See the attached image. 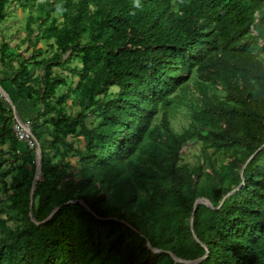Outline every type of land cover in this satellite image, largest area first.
Returning a JSON list of instances; mask_svg holds the SVG:
<instances>
[{
  "label": "trees",
  "instance_id": "obj_1",
  "mask_svg": "<svg viewBox=\"0 0 264 264\" xmlns=\"http://www.w3.org/2000/svg\"><path fill=\"white\" fill-rule=\"evenodd\" d=\"M12 6L0 86L36 147L0 93V264H264V0H0V28ZM195 71L225 95L174 134Z\"/></svg>",
  "mask_w": 264,
  "mask_h": 264
},
{
  "label": "rangeland",
  "instance_id": "obj_2",
  "mask_svg": "<svg viewBox=\"0 0 264 264\" xmlns=\"http://www.w3.org/2000/svg\"><path fill=\"white\" fill-rule=\"evenodd\" d=\"M11 8L12 9L10 10V13L13 11L12 15L8 17L5 27L0 28L1 33L4 34V38L0 36V43L5 40L10 45H13V43H15L19 36H21L18 31L20 27L19 21L22 18V12L20 11V9H16V7L14 8V6H12ZM175 9L178 10V7L176 6ZM255 55H257L264 61V51H258L257 53H255ZM14 65H16V63H14ZM73 80L74 82L77 81L76 78H73ZM196 80L199 82L202 81L199 78V72L197 71L194 72L193 80H191L192 88H189V85L180 88L171 98L169 106V126L171 132L174 134H180L182 131L188 129L191 126L193 111L198 108L201 109L205 101L213 102L221 96L225 95V92L221 88H219L218 86H213L209 83H207V87L202 93V90H200L198 84L195 82ZM67 83L70 84V80H67ZM11 96L12 97L10 98L16 106V96L13 93H11ZM203 96L206 98L203 99ZM160 120L161 114L158 116L154 124L159 125L161 122ZM200 147L201 143L197 142L195 139L187 142L182 152V156L185 158V162H188L189 164L199 163L201 158ZM28 166L29 168L33 166L30 160L28 162ZM8 181H10V178H8ZM2 205L0 204V207ZM0 217L6 218V215L3 214ZM8 226L10 229H14L17 225L14 223H8Z\"/></svg>",
  "mask_w": 264,
  "mask_h": 264
},
{
  "label": "water",
  "instance_id": "obj_3",
  "mask_svg": "<svg viewBox=\"0 0 264 264\" xmlns=\"http://www.w3.org/2000/svg\"><path fill=\"white\" fill-rule=\"evenodd\" d=\"M0 93H1V95H3V97L12 105V111H13V114H14V116H15V118L17 117V111H16V108L14 107V105L12 104V102L10 101V98H9V96H8V94L1 88V86H0ZM264 147V145L261 147V148H263ZM260 148V149H261ZM259 149V150H260ZM253 156L254 155H252L251 157H250V159H252L253 158ZM249 159V160H250ZM249 160L246 162V164L249 162ZM40 161H41V149H40V147H39V145H38V161H37V166H36V169H35V173H34V178H33V181H32V186H31V190H30V202H29V208H30V217H31V219L34 221V219H33V212H32V203H33V193H34V190H35V186H36V183H37V179H38V171H39V167H40ZM241 173H242V171H241ZM231 193H233V191L231 192ZM229 195V194H228ZM222 202H223V200L220 202V205L222 204ZM203 204H205L206 206H208L210 209H218L219 207H220V205L218 206V207H213L209 202H207L206 200H204L203 202H202ZM195 205H196V203L194 204V207H195ZM57 209H55L50 215H49V217L44 221V222H46L48 219H50V217L53 215V213L56 211ZM192 219H193V217H191V220H190V222H191V224H190V227H191V231H192ZM193 233V232H192ZM194 235V234H193ZM194 239H196V237H194ZM206 255H204V257H205ZM203 257V258H204Z\"/></svg>",
  "mask_w": 264,
  "mask_h": 264
},
{
  "label": "built area",
  "instance_id": "obj_4",
  "mask_svg": "<svg viewBox=\"0 0 264 264\" xmlns=\"http://www.w3.org/2000/svg\"><path fill=\"white\" fill-rule=\"evenodd\" d=\"M12 129L17 140L25 143L29 150L35 148L36 143L29 131V121H25L24 124L16 121L13 123Z\"/></svg>",
  "mask_w": 264,
  "mask_h": 264
},
{
  "label": "crops",
  "instance_id": "obj_5",
  "mask_svg": "<svg viewBox=\"0 0 264 264\" xmlns=\"http://www.w3.org/2000/svg\"><path fill=\"white\" fill-rule=\"evenodd\" d=\"M3 87H4L6 90H8V91L11 92V89H10V86L8 85V83H5V84L3 85ZM18 106H19V110H20L21 113H24V112H25L26 114H28V116H30V113H28V112H31L32 110L28 109L24 103L21 102L20 104H18ZM22 146H23V145H21L20 143H18V149H19L22 153H24L23 151H24L25 149H23L24 146H23V147H22Z\"/></svg>",
  "mask_w": 264,
  "mask_h": 264
},
{
  "label": "bare ground",
  "instance_id": "obj_6",
  "mask_svg": "<svg viewBox=\"0 0 264 264\" xmlns=\"http://www.w3.org/2000/svg\"><path fill=\"white\" fill-rule=\"evenodd\" d=\"M7 101V100H6ZM9 103V102H8ZM10 104V103H9ZM10 106H11V108H12V105L10 104ZM16 121H18L19 123H21L22 124V122L21 121H19L17 118H16ZM19 141V140H18ZM35 141V140H34ZM19 142H21V141H19ZM21 143H23V142H21ZM23 144H25V143H23ZM25 146H26V144H25ZM27 147V146H26ZM36 147V146H35ZM29 150V149H28ZM33 150H35V148L34 149H32V150H29V151H33ZM37 161H38V146H37ZM36 166H37V163H36ZM40 168V167H39ZM35 169H36V167H35ZM35 173V172H34ZM38 173H39V171H38ZM38 180V179H37ZM54 214V213H53Z\"/></svg>",
  "mask_w": 264,
  "mask_h": 264
}]
</instances>
